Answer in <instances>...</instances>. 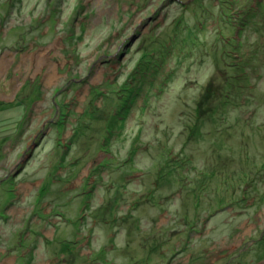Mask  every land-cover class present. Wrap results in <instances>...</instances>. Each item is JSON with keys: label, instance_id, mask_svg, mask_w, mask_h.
<instances>
[{"label": "rangeland", "instance_id": "obj_1", "mask_svg": "<svg viewBox=\"0 0 264 264\" xmlns=\"http://www.w3.org/2000/svg\"><path fill=\"white\" fill-rule=\"evenodd\" d=\"M249 1L0 0V264H264V0Z\"/></svg>", "mask_w": 264, "mask_h": 264}, {"label": "bare ground", "instance_id": "obj_2", "mask_svg": "<svg viewBox=\"0 0 264 264\" xmlns=\"http://www.w3.org/2000/svg\"><path fill=\"white\" fill-rule=\"evenodd\" d=\"M259 1L260 0H258L257 3ZM248 2H250V1L248 0ZM241 11H242V13L237 12V13H231V14L235 18V20L237 19V21H241V23L239 25L244 26V24L249 23L250 20L243 21L242 19H240L239 16L244 17V19H248L246 17V14L243 12V10H241ZM248 12H250V11H248ZM248 16H251V14H248ZM255 21H256V19H254L253 22H255ZM241 28H243V27L241 26ZM163 50H164L163 51L164 55H162V56H158V54L156 55L157 50L154 49L151 52H149V54H151V56H152L151 58L148 57L145 59L144 55H143L140 59L147 61L148 63L152 64V66H157L156 64H158L159 67L160 66L163 67V65L165 64L164 62L167 61V57H168V55L166 56V54H167V52H169L167 47H164ZM144 61L139 60V62H144ZM153 70H155V69H153ZM153 70L145 72L146 75L149 74V76H150L152 74ZM135 78H137V77H135ZM135 78H133L132 80H126V84L124 85V87L126 86V90H124V89L121 90L122 88L120 87L117 91L118 93L116 92L118 94V100H117V102H115L116 104L114 103L115 105L113 107H115V109L114 108L112 109V111L110 112V116L105 121L106 123H103L104 127L102 128V132H103V134L106 133L105 136L107 138V139L103 140V143H105L108 140L110 141V139L116 135L115 134L116 131L123 129L125 126L124 124H125V120L127 119V116H128V111H129L128 109H130V104H131V101L133 100V97H131V96H133V94L136 93L134 90V87H137V85L140 84V82H138V79L136 80ZM140 86H142V85L140 84ZM78 132H80V129H78ZM140 132L138 134H140V137H141V134H142L141 129H140ZM132 142L133 141L131 140V147H133V144H134ZM100 147H101V145H100ZM102 148H103V151H105V149H107L104 146ZM105 153H107V154H106V156H103V158H107L108 156L112 157V155L110 153L108 154L107 151ZM162 171H163V169H162ZM162 171L160 170L159 174H161Z\"/></svg>", "mask_w": 264, "mask_h": 264}, {"label": "trees", "instance_id": "obj_3", "mask_svg": "<svg viewBox=\"0 0 264 264\" xmlns=\"http://www.w3.org/2000/svg\"><path fill=\"white\" fill-rule=\"evenodd\" d=\"M141 61H144V60H142L141 59ZM157 66H152V64H150V63H148L147 61H144V62H141V64H140V66L142 67L141 68V73L143 74V73H145V72H148V71H151V70H153V68L155 69V68H158L159 66H158V64H156ZM157 72V71H156ZM161 74V73H160ZM143 78H139V80H140V82H141V80H142ZM139 80H138V82H139ZM128 82V81H127ZM126 84V82H124V84H123V86H121V90H126V86L124 87V85ZM132 97V96H131ZM131 105V104H130Z\"/></svg>", "mask_w": 264, "mask_h": 264}]
</instances>
